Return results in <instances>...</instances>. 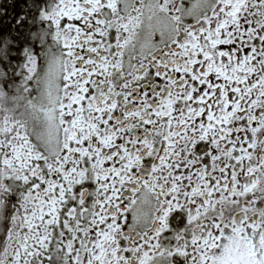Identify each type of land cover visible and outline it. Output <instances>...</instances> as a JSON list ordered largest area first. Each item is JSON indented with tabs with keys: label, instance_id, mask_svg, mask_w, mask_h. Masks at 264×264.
I'll list each match as a JSON object with an SVG mask.
<instances>
[{
	"label": "snow or ice",
	"instance_id": "snow-or-ice-1",
	"mask_svg": "<svg viewBox=\"0 0 264 264\" xmlns=\"http://www.w3.org/2000/svg\"><path fill=\"white\" fill-rule=\"evenodd\" d=\"M0 264H264V0H0Z\"/></svg>",
	"mask_w": 264,
	"mask_h": 264
},
{
	"label": "trees",
	"instance_id": "trees-1",
	"mask_svg": "<svg viewBox=\"0 0 264 264\" xmlns=\"http://www.w3.org/2000/svg\"><path fill=\"white\" fill-rule=\"evenodd\" d=\"M9 11H11V9H9Z\"/></svg>",
	"mask_w": 264,
	"mask_h": 264
}]
</instances>
